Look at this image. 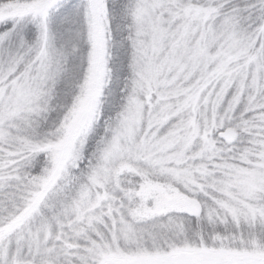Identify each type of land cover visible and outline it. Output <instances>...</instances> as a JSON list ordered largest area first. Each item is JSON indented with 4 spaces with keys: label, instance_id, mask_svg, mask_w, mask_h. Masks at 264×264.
Masks as SVG:
<instances>
[{
    "label": "snow or ice",
    "instance_id": "1",
    "mask_svg": "<svg viewBox=\"0 0 264 264\" xmlns=\"http://www.w3.org/2000/svg\"><path fill=\"white\" fill-rule=\"evenodd\" d=\"M0 264H264V0H0Z\"/></svg>",
    "mask_w": 264,
    "mask_h": 264
}]
</instances>
